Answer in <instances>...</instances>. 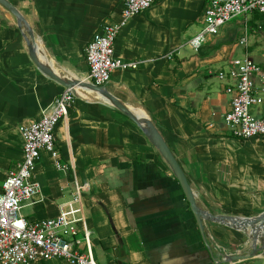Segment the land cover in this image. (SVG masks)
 I'll return each mask as SVG.
<instances>
[{"label":"crops","instance_id":"1","mask_svg":"<svg viewBox=\"0 0 264 264\" xmlns=\"http://www.w3.org/2000/svg\"><path fill=\"white\" fill-rule=\"evenodd\" d=\"M10 1L33 28L44 61L63 76L89 80L85 46L105 21L120 18L122 0ZM205 1L156 0L128 19L115 56L138 66L115 70L106 86L159 127L203 208L255 216L264 211V136L232 135L224 119L232 96L218 73L235 58L258 63L262 71L252 82L260 101L253 112L264 115V22L234 18L195 50L189 39L203 25ZM6 11L0 6V194L9 169L23 158L20 127L39 119L66 88L37 67ZM246 25L247 43L241 44ZM54 135L67 168H57L42 152L34 169L39 188L21 208L30 221L69 210L82 185L85 225L99 262L264 264V250L231 262L218 256L249 245L247 233L225 224L206 223V244L166 160L134 121L101 96L77 91ZM32 264L72 263L52 258Z\"/></svg>","mask_w":264,"mask_h":264},{"label":"built area","instance_id":"2","mask_svg":"<svg viewBox=\"0 0 264 264\" xmlns=\"http://www.w3.org/2000/svg\"><path fill=\"white\" fill-rule=\"evenodd\" d=\"M156 0H122L120 18L107 20L85 46V59L89 67V80L96 85H107L117 69L136 68L138 63H126L115 56V43L128 19L151 7ZM249 12L264 15V0H206L202 10L203 28L189 39V45L198 50L234 18ZM248 27L245 26L241 44H246ZM172 54V53H171ZM258 63L248 57L235 58L218 75L226 79V91L231 94L230 108L224 119L232 135L242 139L264 136V115L253 112L260 98L253 86L252 76L261 73ZM77 93L70 88L60 93L45 109L41 117L20 127L23 135V158L13 165L5 177L0 194V264H32L52 258L65 259L72 264H119L99 262L91 245V231L85 225L82 191L69 202V210L58 216L30 221L22 213L23 202L31 199L39 185L34 169L43 151L55 159V166L66 169L55 141V130L68 117ZM73 203H77L73 206ZM83 225V227H82ZM82 235L86 252H81Z\"/></svg>","mask_w":264,"mask_h":264},{"label":"water","instance_id":"3","mask_svg":"<svg viewBox=\"0 0 264 264\" xmlns=\"http://www.w3.org/2000/svg\"><path fill=\"white\" fill-rule=\"evenodd\" d=\"M0 6L9 11L16 20L18 27L22 30L27 42L29 55L37 65V67L46 75L61 83L66 88H70L77 93V88H85L90 91H95L103 99L107 100L111 105L119 111L127 115L134 121L142 132L147 136L151 143L158 149L167 164L171 168L173 174L181 185L189 207L197 221L199 230L206 244L208 243L206 223L215 222L225 224L233 229L241 230L247 233L249 237V245L246 250L240 253H225L220 252L218 256H223L224 261L231 262L240 259L250 258L264 250V231L258 235V229L264 227V211L255 216H239L228 215L211 212L203 208L196 199V195L191 187V184L178 162L176 156L172 152L159 127L148 115H140L128 107L121 99L109 91L106 85H96L89 80L73 77H66L57 73L51 65L47 64L43 57L39 55V48L36 37L30 23L10 0H0ZM208 245V244H207Z\"/></svg>","mask_w":264,"mask_h":264},{"label":"bare ground","instance_id":"4","mask_svg":"<svg viewBox=\"0 0 264 264\" xmlns=\"http://www.w3.org/2000/svg\"><path fill=\"white\" fill-rule=\"evenodd\" d=\"M7 12V14H8V16L10 17V18H12V19H14L15 20V17L9 12V11H6ZM77 91H78V93L79 94H82V95H84L85 97L87 96V98L88 97H94V96H99L98 95V93L97 92H95V91H90V90H88V89H85V88H77ZM104 100H105V98H104ZM106 102H108L107 100H105ZM109 103V102H108ZM111 104V103H110ZM133 111H135L136 113H138V114H140V115H147L146 114V112L142 109V108H140V107H130ZM263 231H264V227H260L259 229H258V235L260 234V233H263Z\"/></svg>","mask_w":264,"mask_h":264},{"label":"rangeland","instance_id":"5","mask_svg":"<svg viewBox=\"0 0 264 264\" xmlns=\"http://www.w3.org/2000/svg\"><path fill=\"white\" fill-rule=\"evenodd\" d=\"M262 17H263V15H261L260 13H253V12H249V13H247V14H241V15H239L237 18H240V19H251V20H254V21H261V22H264L263 20H262ZM252 22V21H251ZM202 28H203V25L201 24H199V29H200V31L202 30ZM262 32L264 33V30H262ZM26 202V201H25ZM24 203V202H23Z\"/></svg>","mask_w":264,"mask_h":264}]
</instances>
